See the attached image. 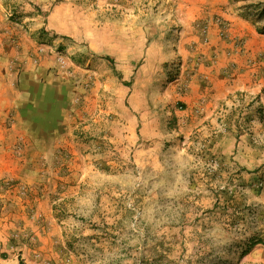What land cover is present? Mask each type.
<instances>
[{"label":"rangeland","instance_id":"obj_1","mask_svg":"<svg viewBox=\"0 0 264 264\" xmlns=\"http://www.w3.org/2000/svg\"><path fill=\"white\" fill-rule=\"evenodd\" d=\"M0 32V264H264V0H0Z\"/></svg>","mask_w":264,"mask_h":264},{"label":"crops","instance_id":"obj_2","mask_svg":"<svg viewBox=\"0 0 264 264\" xmlns=\"http://www.w3.org/2000/svg\"><path fill=\"white\" fill-rule=\"evenodd\" d=\"M186 34H187V32H185L184 33V36L186 37H184L185 38V42H186V44H193L194 42H195V40H196V43H197V39H195V38H192L193 36H190V39H187V36H186ZM191 34V33H190ZM1 40H2V35H1V32H0V42H1ZM1 44V43H0ZM203 53H204V51H203ZM1 54V48H0V64H1V62H2V60H3V62H6L5 60L7 59V57L9 56H4V55H2ZM4 57H5V59H4ZM2 82H4V78H1V75H0V95H1V88H3L4 89V91L3 92H6V93H8L9 92V87L8 86H4V84L2 83ZM4 264H13V262L12 261H10V262H8V263H4Z\"/></svg>","mask_w":264,"mask_h":264},{"label":"trees","instance_id":"obj_3","mask_svg":"<svg viewBox=\"0 0 264 264\" xmlns=\"http://www.w3.org/2000/svg\"><path fill=\"white\" fill-rule=\"evenodd\" d=\"M261 243H262L261 240H257L256 243H252V244H251V247L254 246V245H256V244H261ZM262 244H264V243H262Z\"/></svg>","mask_w":264,"mask_h":264},{"label":"bare ground","instance_id":"obj_4","mask_svg":"<svg viewBox=\"0 0 264 264\" xmlns=\"http://www.w3.org/2000/svg\"><path fill=\"white\" fill-rule=\"evenodd\" d=\"M251 80V79H250Z\"/></svg>","mask_w":264,"mask_h":264}]
</instances>
